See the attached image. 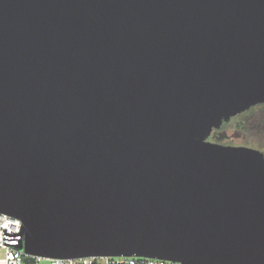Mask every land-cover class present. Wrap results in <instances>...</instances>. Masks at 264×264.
<instances>
[{"label": "water", "instance_id": "1", "mask_svg": "<svg viewBox=\"0 0 264 264\" xmlns=\"http://www.w3.org/2000/svg\"><path fill=\"white\" fill-rule=\"evenodd\" d=\"M264 0H0V212L29 256L264 264Z\"/></svg>", "mask_w": 264, "mask_h": 264}, {"label": "built area", "instance_id": "2", "mask_svg": "<svg viewBox=\"0 0 264 264\" xmlns=\"http://www.w3.org/2000/svg\"><path fill=\"white\" fill-rule=\"evenodd\" d=\"M22 220L8 213L0 212V264H38L43 257L36 256L28 262L29 256L21 247ZM46 264H181L180 262L148 256H85L76 258H44Z\"/></svg>", "mask_w": 264, "mask_h": 264}, {"label": "rangeland", "instance_id": "3", "mask_svg": "<svg viewBox=\"0 0 264 264\" xmlns=\"http://www.w3.org/2000/svg\"><path fill=\"white\" fill-rule=\"evenodd\" d=\"M261 113L255 112V119L256 122L264 120L262 119ZM240 121V120H239ZM263 124V121H261ZM260 122V123H261ZM239 126L234 123V125L230 126L224 136V141L222 143L224 144H232V145H251L257 147L258 145H264V130L260 128L259 123L258 125L255 123L252 125H248L247 129L244 132V129H242L241 133H238ZM210 140H214L213 136L209 138ZM48 261L44 258L38 261V264H46Z\"/></svg>", "mask_w": 264, "mask_h": 264}, {"label": "trees", "instance_id": "4", "mask_svg": "<svg viewBox=\"0 0 264 264\" xmlns=\"http://www.w3.org/2000/svg\"><path fill=\"white\" fill-rule=\"evenodd\" d=\"M255 112L261 113L260 115L263 119L264 118V103H260V104L252 106L250 109L234 116L230 121L225 122L221 128L215 129L213 133L214 140H216L217 142H222L225 136L226 130L230 126L234 125V123H236L239 126L238 133H241L242 129H244V132H245L249 124L253 126V124L256 123L258 125L259 123V126H262L263 124L261 121L264 122V120L256 122V119L254 118Z\"/></svg>", "mask_w": 264, "mask_h": 264}, {"label": "flooded vegetation", "instance_id": "5", "mask_svg": "<svg viewBox=\"0 0 264 264\" xmlns=\"http://www.w3.org/2000/svg\"><path fill=\"white\" fill-rule=\"evenodd\" d=\"M260 128H262V130H264V122H263V125L262 126H260ZM213 133H214V131H213ZM213 133L211 134V136H213ZM210 136V137H211ZM225 139V138H224ZM224 139L222 140V141H224ZM213 141H216V140H213ZM217 142V141H216ZM220 143H222V142H220ZM246 146H249V145H246ZM251 146V145H250ZM251 147H255V146H251ZM255 148H257V149H259V150H261L263 153H264V145L262 146V145H258L257 147H255Z\"/></svg>", "mask_w": 264, "mask_h": 264}]
</instances>
